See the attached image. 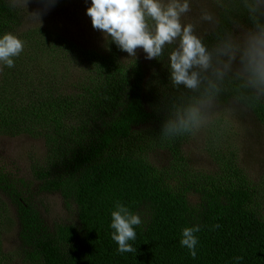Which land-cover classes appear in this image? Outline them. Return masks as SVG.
Returning a JSON list of instances; mask_svg holds the SVG:
<instances>
[{
	"label": "trees",
	"instance_id": "1",
	"mask_svg": "<svg viewBox=\"0 0 264 264\" xmlns=\"http://www.w3.org/2000/svg\"><path fill=\"white\" fill-rule=\"evenodd\" d=\"M5 33L17 35L24 49L14 67L0 65V137L26 135L45 146V155L30 165L31 180L0 161V232L14 213L17 255L24 263L264 264V214L255 207L256 189L231 177L233 160L222 163L220 175L202 179L186 170L183 147L194 131L171 120L156 96V83L166 86V71L155 67L156 77L150 73L149 80L141 62L118 60L111 41L113 51H83L53 29H25L23 11L0 0V36ZM211 38L217 39L215 33ZM75 56L90 75L66 87L71 72L62 62ZM163 58L157 56L156 63ZM210 61L199 86L186 89V101L200 102L213 91L217 100L251 110L264 131V83H254L251 63L244 59L247 76L236 77L218 73ZM167 97L177 105L174 95ZM148 135L154 139L145 140ZM131 142L168 151L171 166L160 169L148 156L125 150ZM42 193L59 194L69 218L47 217L38 199ZM117 203L141 217L130 241L135 253H119L111 238ZM196 225L201 230L193 258L180 240L184 228ZM11 260L0 238V264Z\"/></svg>",
	"mask_w": 264,
	"mask_h": 264
},
{
	"label": "rangeland",
	"instance_id": "2",
	"mask_svg": "<svg viewBox=\"0 0 264 264\" xmlns=\"http://www.w3.org/2000/svg\"><path fill=\"white\" fill-rule=\"evenodd\" d=\"M8 1L23 11L25 29L33 31L53 29L62 38L83 48V51H113L110 38L105 39L101 31L94 29L91 18L86 14L87 8L91 6V0H58V4L50 3L49 0ZM161 3L167 6L170 0H161ZM188 3L189 10L180 17L182 28L191 25L192 34L201 41L202 45H207L203 42L204 39L209 42L213 49L210 58L218 73L220 71L228 76L233 74L236 77H246L247 69L244 64L250 62L246 54L250 38L264 29V3H261V0H188ZM243 15L247 18L248 24L245 23ZM146 23L154 34L156 21L151 17H146ZM231 23L235 24L230 27ZM214 33L216 40L211 38ZM28 42L29 40L26 38V44ZM180 44L181 37L174 38L171 43L166 42L160 54L164 58L158 64L156 57L148 59L142 48L136 49L135 57L129 56L127 52L121 51L117 46L116 48L119 52L118 60L121 63L128 65L130 61L141 62L146 77H149L150 73L156 69L157 71H166V75H168L166 86L160 87V83H156L159 89L156 96L167 105L165 111L168 114H173L170 119L178 126H180L178 120L181 121L185 118L189 111L196 110L198 120L183 128L186 131H194L183 147L187 164L186 170L195 176L194 179L220 175L225 168L222 163L226 164L227 161L233 160L235 167L231 177L247 183L253 190L256 189L255 207L264 214L263 124L261 125L257 121L251 110L238 105L235 100L226 103L217 100L218 96L213 91H210L208 96L200 102L195 101L191 104L186 101L188 95L185 92L186 89L194 88H188L182 83H175L171 68V55L181 50ZM47 57L51 58L50 52ZM75 57V59L71 57L68 61L62 62L68 66V70L71 72V78L65 82L66 87L74 83L78 77L90 75L84 74L89 73V68L83 59ZM244 59L249 62H244ZM155 67L156 69H154ZM203 70L194 66L190 71H196L199 74V80H203ZM151 75L156 77L155 73ZM208 75L212 74L208 73ZM209 77L208 83L211 85L213 79L210 81ZM46 87L43 86L42 89L45 90ZM167 94L176 97L177 105H169L171 102L168 101ZM176 113L179 114L176 115ZM140 132L143 136L146 135L144 130ZM180 132L185 137V131L180 130ZM147 137V139L145 138L147 141L154 139L153 135ZM124 149L148 156L158 168L163 170L172 164L171 153L147 146V143L131 142ZM125 150L122 151L125 152ZM44 155L45 146L41 140L26 135L0 137V161L16 168L20 177L31 180L33 176L29 170L30 165ZM237 171H239L238 174ZM37 184L36 182L32 184L36 191ZM38 199L43 203V211L50 219L69 218L64 201L59 194L42 193L38 195ZM0 235L3 252L12 257L9 264H26L17 255L18 227L14 213L10 216L9 221L1 225Z\"/></svg>",
	"mask_w": 264,
	"mask_h": 264
},
{
	"label": "clouds",
	"instance_id": "3",
	"mask_svg": "<svg viewBox=\"0 0 264 264\" xmlns=\"http://www.w3.org/2000/svg\"><path fill=\"white\" fill-rule=\"evenodd\" d=\"M55 3V0H49ZM264 3V0H261ZM189 10L188 0H170L167 6L161 0H91L87 8V16L91 18L94 29L101 31L105 39L111 40L121 51L129 56H136V49L142 48L148 59L159 56L163 46L174 38L181 37L180 51L171 55L173 80L188 88L199 86V74L190 71L194 66L201 69L210 67V54L201 41L192 34V26L182 28L180 17ZM146 17L156 21L155 33L151 32ZM24 49V42L12 33L0 36V65L14 67V58ZM247 56L255 76L254 83H264V29L253 35L249 41ZM198 120L196 110H191L180 121V127L186 128ZM111 238L118 245L117 251L135 253L136 248L130 243L135 241V226L142 224L140 215L134 214L122 203L116 204L111 213ZM217 227H219L217 225ZM199 225L182 230L180 244L186 247L190 255L197 256ZM242 259V258H237Z\"/></svg>",
	"mask_w": 264,
	"mask_h": 264
}]
</instances>
